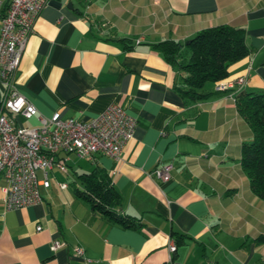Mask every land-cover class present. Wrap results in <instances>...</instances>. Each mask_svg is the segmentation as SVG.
Returning a JSON list of instances; mask_svg holds the SVG:
<instances>
[{
  "label": "crops",
  "instance_id": "0c3cea01",
  "mask_svg": "<svg viewBox=\"0 0 264 264\" xmlns=\"http://www.w3.org/2000/svg\"><path fill=\"white\" fill-rule=\"evenodd\" d=\"M7 7L0 0V27ZM220 24L244 28L249 52L223 81H245L221 91L206 83L209 97L185 104L176 71L153 44L185 43ZM15 84L37 116L89 120L119 104L136 128L118 160L59 153L66 171L52 168L39 203L5 211L1 177L0 264H264V243L255 241L264 236V201L240 164L252 131L235 105L239 92H264V0H47ZM37 116L16 122L38 126ZM162 163L172 164L166 182L152 174ZM95 167L119 194L116 211L138 229L109 221L76 194L77 174ZM54 241L63 246L52 251Z\"/></svg>",
  "mask_w": 264,
  "mask_h": 264
},
{
  "label": "built area",
  "instance_id": "2783aa9c",
  "mask_svg": "<svg viewBox=\"0 0 264 264\" xmlns=\"http://www.w3.org/2000/svg\"><path fill=\"white\" fill-rule=\"evenodd\" d=\"M47 0H8L0 27V178L4 180L3 206L5 211L16 210L42 201L40 187L50 186V172L54 166L66 171L65 163L57 155L61 152L79 158H92L101 153L118 160L127 141L133 137L136 120L119 104L109 105L89 120L60 118L58 112L37 116V109L16 87L15 74L36 19ZM243 76L234 81H220L217 91L242 85ZM38 117V126H23L16 117ZM172 164L162 163L152 174L161 182L171 178ZM40 172V177H38ZM64 188L65 184L60 183ZM41 230L37 227V231ZM63 243L54 241L51 250ZM176 250L170 242V254ZM77 256L84 251L74 248Z\"/></svg>",
  "mask_w": 264,
  "mask_h": 264
},
{
  "label": "trees",
  "instance_id": "16d2710c",
  "mask_svg": "<svg viewBox=\"0 0 264 264\" xmlns=\"http://www.w3.org/2000/svg\"><path fill=\"white\" fill-rule=\"evenodd\" d=\"M120 41L128 45V40L122 38ZM153 47L176 71L175 89L185 104L207 99L210 93L204 90L205 84L226 79L231 65L249 52L244 28L227 24L204 28L187 44L168 39L154 43ZM235 105L252 131L251 140L241 147V169L248 177L253 193L264 201V92H239L235 96ZM77 179L81 187H76L75 192L87 200L93 211L127 229L140 227L134 218L116 211L120 197L102 168L77 174ZM175 237L176 243L182 241L181 236ZM255 241L264 243V236Z\"/></svg>",
  "mask_w": 264,
  "mask_h": 264
},
{
  "label": "rangeland",
  "instance_id": "374dc122",
  "mask_svg": "<svg viewBox=\"0 0 264 264\" xmlns=\"http://www.w3.org/2000/svg\"><path fill=\"white\" fill-rule=\"evenodd\" d=\"M56 174H57V178H61V176H59L58 173H56ZM37 175H38V177H40V176H41V175H40V172H38ZM51 176H52V173L50 174V178H51ZM57 178H56V179H57ZM63 178H64V176H63ZM50 180H51V179H50ZM54 180H55V179H53V177H52V180H51V181H54Z\"/></svg>",
  "mask_w": 264,
  "mask_h": 264
},
{
  "label": "water",
  "instance_id": "95a60500",
  "mask_svg": "<svg viewBox=\"0 0 264 264\" xmlns=\"http://www.w3.org/2000/svg\"><path fill=\"white\" fill-rule=\"evenodd\" d=\"M67 5L70 6V5H71L70 2H69ZM188 42H189V40L185 41L186 44H187Z\"/></svg>",
  "mask_w": 264,
  "mask_h": 264
}]
</instances>
